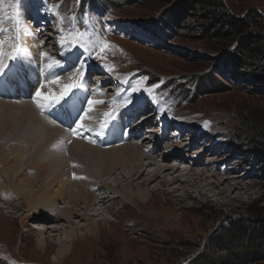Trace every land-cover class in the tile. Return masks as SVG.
Returning a JSON list of instances; mask_svg holds the SVG:
<instances>
[{
    "label": "rangeland",
    "instance_id": "obj_1",
    "mask_svg": "<svg viewBox=\"0 0 264 264\" xmlns=\"http://www.w3.org/2000/svg\"><path fill=\"white\" fill-rule=\"evenodd\" d=\"M182 2L184 0H0V72L7 63L14 66V52L18 44L21 47V35L18 42L14 39L23 33L24 27L29 29L26 28V33L38 41L42 52L51 51V58L58 57L61 47L67 50L75 46L68 73L86 57L84 47L90 44L95 53L97 48L105 49L87 63L86 77L80 69L78 78L82 75L87 86L93 85L99 68L104 74L122 70L131 75L132 70L142 71L143 74H136L134 79H150L151 88L158 90L157 110L166 112L155 111L150 104L148 111L135 116L133 122L141 127L147 147L159 143V138H163V150L167 144L170 148L174 146L175 151L168 153L177 158L165 163L161 158L164 151H160L161 164H177L184 169L192 165L193 158H200L202 163L197 166L201 168L197 171L205 168L207 174H216L214 180L230 177L231 184L243 180L249 183V188L243 191L245 193L237 191L235 196L240 197L230 203L224 202L221 196L185 199L162 192L147 195V202L140 204L124 205L121 199H113L104 208L105 221L93 218L91 232L87 230L90 219L86 214L73 215L71 224L56 220V216L55 220L54 217L39 220L43 214H35L34 218L28 203L14 198L15 202L5 204L6 200L2 199L0 264H193L202 253L212 251L216 257L225 255L223 244H219L225 240V231L232 224L240 221L254 230L264 223V82L261 79L264 75V0H199L185 9L183 20L176 25L166 11ZM233 18L247 19L249 26L242 32L232 29L229 36L218 34L219 29L230 28L228 21ZM78 20L82 27L95 28L101 34L98 33L97 39L94 35L80 37L75 27ZM27 21L35 23L38 31L34 32ZM253 36L259 40L261 59L249 58V53L243 50L244 64L236 65L233 53ZM99 57L103 59L98 62ZM35 63L39 62L35 60ZM41 64L28 65L27 72L12 67L3 85L7 91L10 83L14 85L13 96L0 97L10 101V105H20L25 93L27 98H33L34 88L44 82L41 80L44 75L41 83L38 79L40 70L43 72ZM96 64L99 67L94 69ZM32 69L35 75L29 72ZM16 70L21 84L9 78ZM62 77L58 76L60 83H63ZM25 79L35 84L28 86ZM105 81L112 87L107 91L116 93L118 87L115 91V84ZM51 90L56 92L57 89L51 87ZM196 92L199 95L195 97ZM18 96L23 100H18ZM90 98L92 94L88 93L87 98L79 101L80 114L86 111ZM62 99L69 118L68 96ZM14 112L0 107V169L3 174L11 164L6 157L10 142L4 143L9 135L4 129L8 120L17 122L18 118L12 117ZM38 112L41 113L40 109ZM146 114H151L148 124L142 121ZM71 142L72 139L67 145ZM26 160L20 162L22 168L29 164H25ZM107 178L112 187L116 182L126 184L120 179ZM7 183L6 177H2L1 184ZM132 186L136 187L137 183ZM196 188L204 190L202 186ZM108 194L111 193L106 196ZM243 264H264V259Z\"/></svg>",
    "mask_w": 264,
    "mask_h": 264
},
{
    "label": "bare ground",
    "instance_id": "obj_2",
    "mask_svg": "<svg viewBox=\"0 0 264 264\" xmlns=\"http://www.w3.org/2000/svg\"><path fill=\"white\" fill-rule=\"evenodd\" d=\"M28 24L34 32L38 31L35 23L29 21ZM75 27L78 29L80 37L94 35L97 39L98 33L101 34L95 28L82 27L80 21ZM26 28L24 27L23 33L14 39L18 42L21 35V47L18 44V48L14 49L15 59L12 61L14 66L7 63L4 65L3 71L0 72V81L2 82L0 96H13L11 92L14 91V85L11 86L10 83L8 91L3 85L7 80V73L12 67H20L24 72H27L28 65H38L41 62L43 72L39 69L40 74L37 75L39 82L41 80L44 82L41 86H37L38 88H34L33 98H27V93H25L24 101H20V105H10V101H5L0 97V107L16 111L12 117L18 118L17 122L14 119H12L13 122L8 120L4 129L9 135L4 143L10 142L9 146L11 147L6 155L11 164L6 167L5 171L3 169L4 174L0 169V200H6L5 204L13 202L14 198H17L28 203L30 215H33L34 218L38 213H42L39 220L47 221L53 217L55 220L56 216V220H66L70 224L73 221V215L86 214L90 219L87 230L91 232L93 218L97 217L105 221L104 208L113 199H121L124 205L140 204L147 202V195L153 196L154 193L162 192L185 197V199H190L193 196L207 198L221 196L224 202L230 203L249 188V183L243 180L231 184L230 177L214 180L213 178L217 179L216 174H207L205 168L197 171L199 167L201 168V166H197L202 163L200 158H193L190 161L192 165L183 167L184 169L177 164L169 166L160 163V151H164L161 158L165 163L173 157L177 158L175 154L168 153V151H175L172 148L173 144H171V148L167 144L163 150V138L157 140L154 137L159 143L155 142L153 147H147L145 145L147 143L146 136H143L142 129H139L141 127L136 125L137 122H133L135 116H140L148 111L149 107L147 106L150 104L155 111H161L157 110L155 105L158 90L151 88L150 79L142 80V77H139V80L134 79L136 74L142 75V71L134 72L131 67H128L132 70L131 75L123 73L122 70L115 73L107 72V75L102 73V70L98 68L99 65L96 64L94 69L98 68L99 72L92 70L97 73L95 74L97 81L93 85L87 86L88 84L82 81V75L78 78L79 70L85 72L86 77V74L89 73V68L86 67L87 63L91 58L95 59V54H102L105 49L97 48L98 52L95 53L90 44L84 47L86 57L83 56L75 66L76 69L73 68L72 72L68 73L69 71L66 70L73 63L70 59L75 52V46L69 47L67 50L65 47H61L58 57L51 58L49 54L51 51L44 50L42 52V47L37 44L38 41L34 37L29 36V32L26 33L28 29ZM88 29L93 32H86ZM101 59L103 58H96L98 62ZM35 60L39 63H35ZM27 63L29 64L27 65ZM30 71L35 75L34 69ZM48 76L51 78L49 79ZM58 76H63V83H60ZM9 78L11 81H20V84L22 82L17 70L10 73ZM105 79L115 84L113 90L116 91V87H118L116 93L108 92L112 87L109 83L105 84ZM27 82L28 86L35 84V81L30 79H25V83ZM103 85H106L105 88ZM51 87L57 89L56 92H53ZM88 93L92 94V99L90 98L91 100L88 101L86 111L80 114L81 108L78 107V103L87 98ZM63 96H68V103L67 101L66 103L69 118L62 103ZM142 96L145 98L139 100ZM17 99L21 100L22 98ZM104 103L106 105H103ZM39 109L41 115L38 112ZM161 112L165 114L166 111ZM150 115L142 116V121L148 124ZM165 121L170 122L168 119ZM71 139V144L67 145ZM1 141L3 142V140ZM66 152L68 155L65 154ZM25 158L27 159L25 164H29L22 168L20 162ZM181 169L183 172L179 173ZM2 177H6L7 185L1 184ZM107 177H113L118 181L120 179L126 184L117 185L116 182L115 187H112L111 183L107 181ZM134 182L137 183L136 187L132 186ZM34 186L38 189H34ZM201 186L204 190L196 188ZM208 191H214V194L210 195ZM237 191L239 194L235 196ZM107 193L111 194L106 196ZM69 202L72 204L70 206L72 208L67 207ZM81 205L84 206L81 207Z\"/></svg>",
    "mask_w": 264,
    "mask_h": 264
},
{
    "label": "trees",
    "instance_id": "obj_3",
    "mask_svg": "<svg viewBox=\"0 0 264 264\" xmlns=\"http://www.w3.org/2000/svg\"><path fill=\"white\" fill-rule=\"evenodd\" d=\"M198 1L184 0V2L169 8L166 13H169L177 25V23L183 20L182 16L183 12L185 13V9L196 4ZM228 25L230 27L228 30L224 31L223 29H219L217 33L223 36H229L233 33L232 29L237 32H242L249 26V21L247 19L233 18L228 21ZM243 50L249 53L247 56L249 58L256 57L261 59L263 54L259 40L253 36L243 41L236 50L237 52L233 53L232 60L236 65L244 64V57L242 56ZM261 79L264 82V75ZM197 92L195 93V97L199 95ZM225 237L226 241L223 240L220 244L218 243L219 246L223 244L225 248L223 249L225 252L224 256L216 257L212 251L202 253L193 260V264H243L256 259H264V223L257 229L252 230L251 226H247L238 221L225 231Z\"/></svg>",
    "mask_w": 264,
    "mask_h": 264
}]
</instances>
